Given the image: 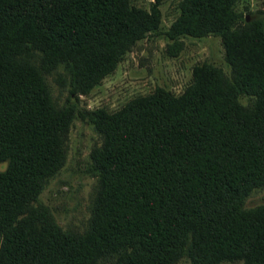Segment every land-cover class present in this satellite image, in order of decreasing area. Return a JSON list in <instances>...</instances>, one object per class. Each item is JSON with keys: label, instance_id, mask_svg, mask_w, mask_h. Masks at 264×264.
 I'll return each mask as SVG.
<instances>
[{"label": "trees", "instance_id": "1", "mask_svg": "<svg viewBox=\"0 0 264 264\" xmlns=\"http://www.w3.org/2000/svg\"><path fill=\"white\" fill-rule=\"evenodd\" d=\"M158 1L0 0V264H264V204H244L264 185V17L237 0H179L168 31L219 35L230 77L201 64L178 95L156 87L92 112L87 230L33 204L72 116L45 75L86 93L157 27Z\"/></svg>", "mask_w": 264, "mask_h": 264}, {"label": "rangeland", "instance_id": "2", "mask_svg": "<svg viewBox=\"0 0 264 264\" xmlns=\"http://www.w3.org/2000/svg\"><path fill=\"white\" fill-rule=\"evenodd\" d=\"M179 0H159L158 24L136 40L120 56L114 68L86 93L70 92L68 79L60 82L56 76L45 75L52 100L58 106L72 108L65 139L62 165L46 180L33 204L47 211L50 219L63 231L82 233L87 230L90 207L97 176L92 167L90 151L100 142L93 128L92 112L102 108L108 112L119 109L129 99L164 88L180 94L190 83L192 70L201 64L218 67L230 77L224 58V47L219 35H168L172 21L178 15ZM129 4L148 10L153 0H128ZM235 10L248 19L264 17V0H237ZM246 103L245 97L239 98ZM5 162L0 163L3 169ZM245 207L264 204V185L252 191L245 199ZM174 264H189L183 256ZM221 264H240L223 262Z\"/></svg>", "mask_w": 264, "mask_h": 264}]
</instances>
